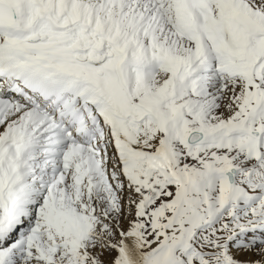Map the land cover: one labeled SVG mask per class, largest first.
I'll use <instances>...</instances> for the list:
<instances>
[{"label":"snow or ice","instance_id":"1","mask_svg":"<svg viewBox=\"0 0 264 264\" xmlns=\"http://www.w3.org/2000/svg\"><path fill=\"white\" fill-rule=\"evenodd\" d=\"M0 264H264V0H0Z\"/></svg>","mask_w":264,"mask_h":264}]
</instances>
